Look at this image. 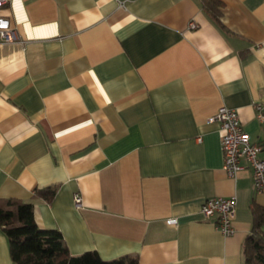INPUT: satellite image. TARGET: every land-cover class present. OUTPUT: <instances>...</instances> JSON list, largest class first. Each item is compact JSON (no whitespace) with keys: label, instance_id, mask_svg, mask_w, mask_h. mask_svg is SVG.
I'll return each instance as SVG.
<instances>
[{"label":"crops","instance_id":"0c3cea01","mask_svg":"<svg viewBox=\"0 0 264 264\" xmlns=\"http://www.w3.org/2000/svg\"><path fill=\"white\" fill-rule=\"evenodd\" d=\"M201 1L10 0L2 9L22 43L0 50V199L31 203L37 226L58 230L71 255L245 264L264 192L250 168L225 173L211 118L235 109L264 147L254 108H264V0H218L220 24ZM48 187L50 201L36 195ZM216 197L236 199L230 236L200 213ZM0 264H13L1 229Z\"/></svg>","mask_w":264,"mask_h":264},{"label":"trees","instance_id":"16d2710c","mask_svg":"<svg viewBox=\"0 0 264 264\" xmlns=\"http://www.w3.org/2000/svg\"><path fill=\"white\" fill-rule=\"evenodd\" d=\"M202 8L217 24L220 2L202 0ZM55 187L37 191L36 195L50 201ZM253 224L250 235L244 241L245 264H264V209L253 208ZM0 229L8 240L13 264H137V258L124 256L111 261L101 259L96 251H87L78 256L70 254L62 234L56 229H40L33 216V205L15 199H0Z\"/></svg>","mask_w":264,"mask_h":264},{"label":"built area","instance_id":"2783aa9c","mask_svg":"<svg viewBox=\"0 0 264 264\" xmlns=\"http://www.w3.org/2000/svg\"><path fill=\"white\" fill-rule=\"evenodd\" d=\"M10 0H0V50L4 46L22 43L15 26L8 16L2 14V9ZM189 29H196L197 24L190 20ZM256 118L264 122V108L261 104H255ZM219 122L221 134V150L223 154L222 168L225 173L235 178L237 173L244 168L252 171L253 187L257 192H264V147L252 143L248 134L243 130L240 118L235 109L222 106L211 118ZM76 205L80 204L78 194L74 196ZM236 212L235 197H216L205 200L200 207V213L206 219H212L216 228L224 235L234 233L233 220ZM168 225H176V218L166 220Z\"/></svg>","mask_w":264,"mask_h":264}]
</instances>
